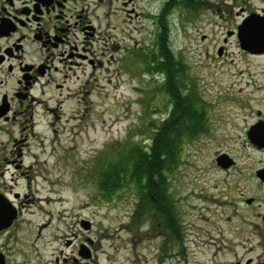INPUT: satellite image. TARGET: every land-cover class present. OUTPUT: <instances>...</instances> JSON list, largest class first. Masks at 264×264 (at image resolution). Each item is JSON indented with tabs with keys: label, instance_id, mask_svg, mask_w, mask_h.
<instances>
[{
	"label": "rangeland",
	"instance_id": "1",
	"mask_svg": "<svg viewBox=\"0 0 264 264\" xmlns=\"http://www.w3.org/2000/svg\"><path fill=\"white\" fill-rule=\"evenodd\" d=\"M150 1L137 0L138 17L119 12L114 62L106 58L95 73L73 78L69 83L72 99L60 104L57 122L49 130L43 124L37 128L34 148L39 181L31 185L29 199H34L36 208L40 198L41 209L26 208L33 216H26V231L18 232L21 255L10 259L42 264L43 256L46 264H84L88 259L77 254L84 245L91 250L90 264H208L209 246L212 253L221 239V244L235 246L237 252L243 250L241 245H252L256 248L250 255L257 264L264 260V246H256L258 237L245 230L230 231L225 224L226 218H232L230 226L237 227L245 218L264 227V185L253 174L264 166V151L250 149L243 132L255 110L264 112V104L259 103L263 93H252L245 59L234 45L227 46L222 59L213 55L222 29L213 27L214 18L206 12L188 18L186 27L176 22L171 29V50L186 70L182 83L195 92L205 119L204 132L184 138L180 161L165 191L168 200L163 203L172 209V227L159 217L158 208L145 210L135 193L110 200H102L97 193V161L128 138L148 142L149 122L166 116V97L158 90L163 76L145 69L141 60L147 57L137 50L155 52ZM109 47L110 42L106 43L108 56ZM251 63L254 74L261 61ZM156 64L147 60V66ZM215 128H225L228 135L214 134ZM217 151L229 153L236 167L229 172L215 168ZM248 197H256L251 205L242 200ZM136 206L145 215L141 221L131 219ZM63 212L69 218L59 223ZM83 221L89 222V229L82 227ZM225 255L223 259H229Z\"/></svg>",
	"mask_w": 264,
	"mask_h": 264
},
{
	"label": "flooded vegetation",
	"instance_id": "2",
	"mask_svg": "<svg viewBox=\"0 0 264 264\" xmlns=\"http://www.w3.org/2000/svg\"><path fill=\"white\" fill-rule=\"evenodd\" d=\"M136 2L0 0V264H25L19 258H10L21 255L17 249L18 232L20 229L25 230L26 216L29 219L33 216V212L26 208H30V205L35 208L34 199L32 201L29 197L32 196L31 185L36 186L39 181L38 155L34 148L39 136L37 128L43 124L49 130L57 122L60 104L72 99L69 83L73 82V78L79 80L87 71L95 73L105 65L107 59L108 63L114 62L112 52H117V17L121 10L127 13L128 18L132 14L138 17ZM149 6L148 18L155 25L151 32V47H155L156 55L161 35L171 44V29L176 27V22L186 27L188 18L201 15L202 12L213 17L216 24L213 27L222 29L217 38V51L213 55L222 59L227 56V46L234 45L245 59L247 69L244 72L252 80V93H263L259 103L264 104V0H151ZM240 28H243L245 35L252 31L251 35L258 45L244 44L239 36ZM247 35L248 40H251ZM109 42L108 56L106 43ZM137 50L140 56L153 60L152 50L149 53L141 48ZM258 60L261 61L258 65L260 68L253 69L255 72L252 74L251 62ZM166 64L168 61H163V65ZM164 76L163 85L166 81ZM63 91H68V96H63ZM183 93H186L185 89ZM254 113L252 120L243 127L244 138L250 149L261 152L264 151V112L263 109H257ZM198 132L204 131L198 130L196 134ZM217 132L218 136L228 135L225 128L213 129L214 134ZM217 152L214 157L215 168L229 172L236 167L234 160L228 157L229 153ZM222 155L227 156L226 163L229 159L232 161L225 168L222 166L225 165L223 160H220V164L217 162V158ZM262 170L264 166L253 174L264 185V173H257ZM255 198L242 200L246 205H251ZM40 200L36 198V208L41 209ZM163 216L166 217L165 214ZM231 219L225 220L230 231L245 230L251 236L258 237L257 247L264 246V227L245 218H241V223L234 227L230 226ZM261 221L264 226V216ZM218 241V244L213 245L215 250L212 253L209 246L212 257L206 263L257 264L255 257L250 255L256 247L239 245V249L243 250L237 252L235 246L221 244V239ZM81 248L83 254L80 251L77 254L88 259L84 264H90L91 250L84 245L79 250ZM225 254L229 259H223ZM260 257L262 259V255ZM259 264H264V260L259 261Z\"/></svg>",
	"mask_w": 264,
	"mask_h": 264
},
{
	"label": "trees",
	"instance_id": "3",
	"mask_svg": "<svg viewBox=\"0 0 264 264\" xmlns=\"http://www.w3.org/2000/svg\"><path fill=\"white\" fill-rule=\"evenodd\" d=\"M153 53L152 61L157 66L152 68L147 66V60L141 61L146 63L144 68L148 71L166 75L164 85L158 89L166 97L163 107L166 116L149 122L148 142L128 138L113 145L97 161V193L102 200L113 199L125 192L135 193L145 210L158 208L162 212L159 217L165 218L172 227L174 217L172 209L164 206L168 200L165 191L172 171L180 161L184 138L203 129L204 114L195 92L189 90L186 82L182 83L186 79L185 67L175 57L164 35H161L158 55ZM163 61L168 64L164 66ZM131 215L134 221H141L145 216L138 213L137 206Z\"/></svg>",
	"mask_w": 264,
	"mask_h": 264
},
{
	"label": "water",
	"instance_id": "4",
	"mask_svg": "<svg viewBox=\"0 0 264 264\" xmlns=\"http://www.w3.org/2000/svg\"><path fill=\"white\" fill-rule=\"evenodd\" d=\"M251 33H252V31L250 32V34H248V35L246 34V35L249 36L250 39H251V40H248V38L246 37V35H245V33H244L243 28H240V29H239V36H240V38H241V41H242L244 44H246V45H258L257 41L254 40V38H253V36L251 35ZM242 37L245 38L246 40L242 39ZM225 157H227V156L222 155V156H220V157L217 158V162H218V164H220L221 161L223 160V163H225V165L222 164V166H223L224 168L227 167V166H229V165L232 163V161H231L230 159H229L230 162L228 161V163H226V161H225ZM220 160H221V161H220ZM257 173H258V175H259V173H264V170H262L261 172L258 171ZM81 225H82V227H83L84 229H89V222H87V221H83ZM80 252H82V248H81ZM81 254H83V252H82Z\"/></svg>",
	"mask_w": 264,
	"mask_h": 264
},
{
	"label": "bare ground",
	"instance_id": "5",
	"mask_svg": "<svg viewBox=\"0 0 264 264\" xmlns=\"http://www.w3.org/2000/svg\"><path fill=\"white\" fill-rule=\"evenodd\" d=\"M50 192H52V191H50ZM40 201H42V200H40ZM48 202L50 203V199L48 200ZM65 202V201H64ZM44 210L42 209V212H43ZM61 217H63V220L60 218L59 219V223L60 222H62V221H65L66 219H68L69 218V215L67 214V213H62L61 214ZM42 264H46V262H47V260H45V258L43 259V256H42Z\"/></svg>",
	"mask_w": 264,
	"mask_h": 264
}]
</instances>
